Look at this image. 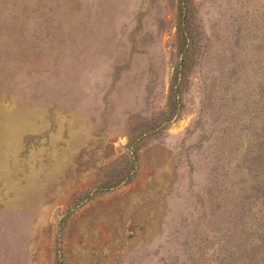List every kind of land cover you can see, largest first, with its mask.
Wrapping results in <instances>:
<instances>
[{
    "label": "rangeland",
    "instance_id": "1",
    "mask_svg": "<svg viewBox=\"0 0 264 264\" xmlns=\"http://www.w3.org/2000/svg\"><path fill=\"white\" fill-rule=\"evenodd\" d=\"M0 0V264H264V0Z\"/></svg>",
    "mask_w": 264,
    "mask_h": 264
},
{
    "label": "trees",
    "instance_id": "2",
    "mask_svg": "<svg viewBox=\"0 0 264 264\" xmlns=\"http://www.w3.org/2000/svg\"><path fill=\"white\" fill-rule=\"evenodd\" d=\"M179 24L177 27L178 35V47L181 54V61L178 70L174 74L173 82L171 83L170 89V100L175 98L174 103L172 102V112L165 118V123H171L178 118L180 104L182 101V87L183 79L186 75L190 62L192 60V46H193V34L191 32V14H192V3L190 0H181L179 8Z\"/></svg>",
    "mask_w": 264,
    "mask_h": 264
}]
</instances>
